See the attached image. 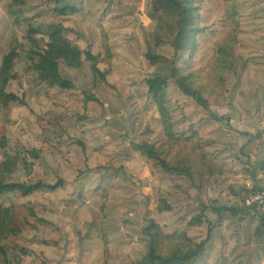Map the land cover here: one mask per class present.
<instances>
[{
  "label": "rangeland",
  "instance_id": "rangeland-1",
  "mask_svg": "<svg viewBox=\"0 0 264 264\" xmlns=\"http://www.w3.org/2000/svg\"><path fill=\"white\" fill-rule=\"evenodd\" d=\"M67 1L80 12L60 17L47 0H23V15H15L12 0H0V63L9 51L18 55L7 91L23 97L34 110L32 127L26 126L17 107L6 116L0 114V138L5 137L20 157L15 171L1 179L16 182L29 174L45 184H53L58 178L64 182L54 191L27 197L0 195L6 207H13L21 228L18 236L5 243L6 259H17L14 264H98L102 256V192L106 194L102 222L109 241L108 264H137L146 251L141 230L148 222L160 220L158 208L164 205L166 192L176 222L174 229L187 231L194 240L207 232L205 226L187 225L200 207L219 210L227 204L233 209L226 207L231 217L237 218L234 211L242 208L232 205L249 190L264 159V0H237L242 32L235 49L246 65L237 75H227L222 87L206 97L211 111L221 119H213L176 87L168 89L174 104V131L188 133L192 127L208 157L224 168L222 175L210 178H180L185 181L182 186L163 184L168 173L152 166L132 143L140 140L147 124L153 132L151 141L159 139L163 128L146 82L154 76L169 75L173 63L187 65L190 55L180 52L174 57L167 41L160 49L163 58L157 65L147 63L144 41L155 17L147 15L143 0ZM194 5L200 9L202 27L194 55L198 60L223 37L224 9L222 0H194ZM58 23L67 28L83 53L78 69L60 63L61 76L74 85L70 91L51 89L39 82L33 67L38 62L34 53L40 52L38 44L43 34ZM28 25L37 31L33 41L28 39ZM103 33L112 53L111 73L106 82L98 84L97 102H88L84 108L83 95L92 79L84 53L103 55ZM34 149H42V161L30 172L27 167L35 163L23 164L27 161L25 151ZM184 186L193 188L192 196ZM171 187L176 191L169 192ZM37 219L54 223L58 231L42 238L30 224ZM228 226L229 237L219 234L218 238L234 249L238 239L234 221L221 227L214 225L217 232ZM20 248L28 253L20 252Z\"/></svg>",
  "mask_w": 264,
  "mask_h": 264
},
{
  "label": "trees",
  "instance_id": "trees-1",
  "mask_svg": "<svg viewBox=\"0 0 264 264\" xmlns=\"http://www.w3.org/2000/svg\"><path fill=\"white\" fill-rule=\"evenodd\" d=\"M52 4V11L56 16L69 17L76 15L80 9L70 5L67 0H47ZM224 15L221 21L224 35L207 48L202 57L194 60L198 46V36L202 31L200 24V9L194 5V0H143L144 10L149 16L155 17V22L150 23L147 31L144 57L150 66H155L163 58L160 49L165 42H169L173 56L180 52L188 53L190 62L179 67L172 64L167 76H154L146 82L147 93L151 96L153 105L162 123V132L159 139L151 141L153 132L147 124L141 133L140 140L132 143L151 165L164 173H171L189 180L194 178H210L222 175L224 169L205 152L199 134L189 128L188 133L178 134L174 131L172 115L174 104L169 96V87L174 86L180 94L192 99L204 110L208 109L206 97L212 96L225 83L229 74L237 75L245 68L244 57L236 53L239 43L241 28L240 15L237 11V0H222ZM15 15H23V0H12ZM143 23V25L145 24ZM67 28L58 23L52 29L43 34L41 44H38L40 52L34 53L38 62L33 66L36 79L49 88L60 91L74 89L72 82L64 79L60 74V63L68 67L78 69L83 64L82 51L74 38L70 37ZM37 33L32 25H28V39L33 41ZM103 55L93 54L90 51L84 53V60L89 63L92 73L89 89L83 95V107L88 102H97L95 91L98 84L106 82V77L111 73L112 53L108 46L107 36L102 35ZM18 55L14 51L7 52L0 63V114L6 116L13 108L20 109V117L25 118L27 127H32L31 115L34 110L27 106L23 97H19L7 91L9 80L14 77L11 74L13 64ZM103 66V69L102 67ZM211 116L213 118L214 115ZM0 195L31 196L41 191H54L63 187L61 179L53 184H45L34 176L26 175L24 180L16 182H3L2 175L12 174L20 162L16 148L7 145L5 137L0 138ZM42 149L25 151L26 162L35 163L30 172L36 169L42 161ZM24 157V158H25ZM23 158V159H24ZM264 163V162H263ZM261 164V166L263 165ZM106 194L101 197V219L99 223V236L102 243V256L98 264H108L109 241L107 233L103 230V215L106 207ZM33 230L43 238L44 235L58 231L57 225L44 219H37L36 223H30ZM188 227L206 226L205 236L194 240L186 231L168 232L164 226L154 220L148 222L141 230L146 242V251L140 257L137 264H198L197 260L204 251L210 237V224L205 219L201 210L192 215ZM21 233L13 207H6L0 200V264H14L15 260L6 259L5 243ZM20 252L27 254L25 249Z\"/></svg>",
  "mask_w": 264,
  "mask_h": 264
},
{
  "label": "crops",
  "instance_id": "crops-1",
  "mask_svg": "<svg viewBox=\"0 0 264 264\" xmlns=\"http://www.w3.org/2000/svg\"><path fill=\"white\" fill-rule=\"evenodd\" d=\"M209 105V104H208ZM207 113L211 116L214 115L218 119L215 114V112L211 111L210 106H208V109H206ZM221 119V118H219ZM216 162V161H215ZM264 162V159L259 163L258 165V174L257 176L251 180L249 184V190L246 191V194L253 190H258L261 188V178H260V167L261 164ZM221 165V164H220ZM222 166V165H221ZM223 168V166H222ZM224 169V168H223ZM165 178L167 179L163 181L164 183H173L174 186H182L185 184V181H182L180 178L184 177H177L176 175L169 174L165 175ZM166 187V186H164ZM185 187V186H184ZM177 188H169V192H175ZM185 191H187L191 196V192L193 191V188L190 186V188H184ZM244 194V195H246ZM162 195V192L159 191L158 195V205H159V196ZM243 195V197H244ZM224 193L221 195V197L224 198ZM169 195L166 194L163 196L165 199L164 205L161 206V208H158V210L161 211L160 215V222L158 223L162 224L166 231L168 232H174L178 231L175 230L176 226H174L175 219H174V213L170 211L171 207L169 206L168 201ZM237 199V204L232 205L234 208H242L239 210V212H235L237 214V218L231 217V213L229 212L231 207L227 204H222V209H212L209 208L205 211L200 207V210L204 211L205 219L210 224V229L214 227V225H218L221 227V225L228 224L230 225V221H234L235 228L238 230L237 235V247L236 248H230L229 245H225L223 242L225 239L218 238L219 234L225 235L227 238L229 237V226L227 229H221L217 232V228L214 227L212 230H210V237L208 242L205 245L204 251L200 254L199 258H201V261L197 263L198 264H212V263H218L219 264H264V226L262 225L260 218L250 209L244 207L242 205V199ZM224 201V200H222ZM228 207V209L226 208ZM213 210V211H211ZM195 215V214H194ZM189 220V219H188ZM223 222V224H222ZM206 227V226H205ZM192 228V227H191ZM179 231H185V230H179ZM187 232V231H186ZM188 233V232H187ZM189 234V233H188ZM190 235V234H189ZM191 236V235H190ZM193 237V236H191ZM237 252V253H236ZM236 253V254H235ZM198 258V259H199Z\"/></svg>",
  "mask_w": 264,
  "mask_h": 264
},
{
  "label": "built area",
  "instance_id": "built-area-1",
  "mask_svg": "<svg viewBox=\"0 0 264 264\" xmlns=\"http://www.w3.org/2000/svg\"><path fill=\"white\" fill-rule=\"evenodd\" d=\"M261 188L244 195L242 205L252 210L264 226V163L260 167Z\"/></svg>",
  "mask_w": 264,
  "mask_h": 264
}]
</instances>
